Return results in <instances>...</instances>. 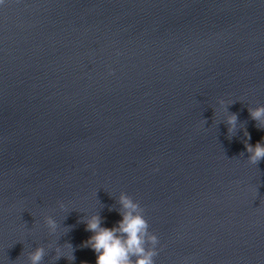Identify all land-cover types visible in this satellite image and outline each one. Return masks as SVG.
<instances>
[{
    "label": "water",
    "instance_id": "95a60500",
    "mask_svg": "<svg viewBox=\"0 0 264 264\" xmlns=\"http://www.w3.org/2000/svg\"><path fill=\"white\" fill-rule=\"evenodd\" d=\"M259 105L264 0H5L0 264L50 242L75 260L42 264H96L80 221L116 226L121 193L159 238L155 264H264Z\"/></svg>",
    "mask_w": 264,
    "mask_h": 264
},
{
    "label": "clouds",
    "instance_id": "9594fccd",
    "mask_svg": "<svg viewBox=\"0 0 264 264\" xmlns=\"http://www.w3.org/2000/svg\"><path fill=\"white\" fill-rule=\"evenodd\" d=\"M4 4L5 0H0V5ZM109 74H112L111 68H109ZM219 104L227 109L228 102L225 100L221 99ZM249 112L252 119L258 122V126L264 127V105L250 108ZM237 122V115L232 114L228 117L229 137L234 133ZM245 136L249 140L251 139L247 130H245ZM246 149L249 154L247 161L250 164L256 165L264 159V142H257L254 146L246 142ZM153 171L156 172L159 169H153ZM119 204L121 205L122 219L111 228L102 226V217L98 213L87 215L81 219L80 222L86 224V231L92 233L89 239L83 242L82 247L94 250L96 264H155L154 258L158 254L159 238L149 230L144 209L126 193L119 195ZM59 207L64 209L66 206L60 202ZM44 224L49 235L57 233L59 225L53 216H45ZM53 248H55L56 260L61 257H65L69 261L75 260L74 249L70 243H65L61 247L50 242L47 249L41 245L28 252L29 264H42L46 251Z\"/></svg>",
    "mask_w": 264,
    "mask_h": 264
}]
</instances>
